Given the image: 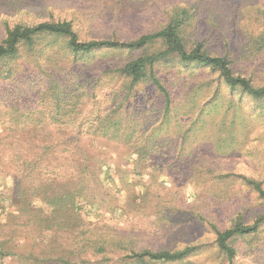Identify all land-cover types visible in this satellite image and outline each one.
I'll list each match as a JSON object with an SVG mask.
<instances>
[{
  "label": "rangeland",
  "instance_id": "374dc122",
  "mask_svg": "<svg viewBox=\"0 0 264 264\" xmlns=\"http://www.w3.org/2000/svg\"><path fill=\"white\" fill-rule=\"evenodd\" d=\"M201 2L207 9L198 12L197 34L231 20L237 48L248 40L243 32L264 29V0H0V41L6 25L46 21L71 22L81 40H133L164 26L174 8ZM30 61L0 79V264H114L132 248L186 246L200 249L181 264H225L213 247L215 230L228 228L237 213L248 223L262 211L241 184L223 178L245 174L264 186V112L246 104L245 120L222 132V107L202 109V88L176 94L162 124L161 99L149 85L126 97L125 85L98 66L113 60L55 57L52 66L62 69L49 81ZM251 66L264 84V56ZM243 68L238 62L235 69L246 74ZM207 78L198 73L191 81ZM50 83L59 94L48 92ZM29 167L36 180H21V187L30 186L31 206L16 209L14 182ZM63 194L69 209L51 215L56 208L44 199ZM237 249L236 264H264V239L253 250L243 241Z\"/></svg>",
  "mask_w": 264,
  "mask_h": 264
},
{
  "label": "trees",
  "instance_id": "16d2710c",
  "mask_svg": "<svg viewBox=\"0 0 264 264\" xmlns=\"http://www.w3.org/2000/svg\"><path fill=\"white\" fill-rule=\"evenodd\" d=\"M203 9H207L203 2L198 7H192L190 4L174 8L170 11V18L164 26L133 40L115 38L81 40L69 21L6 25L0 41V79L14 77L18 73L20 63L29 60H31L29 65H32L39 74L45 75L48 81L54 80L55 72L62 69V66H52L55 57H59L60 61L65 63H86L96 59L113 60L109 63H98V66L125 85L126 97H129L135 88L144 84L149 85L161 99L162 124L170 120L171 109H175L176 94L188 96L204 88L208 98L203 103L200 102L201 108L222 107L223 132L225 128L235 124L237 118H240V121L245 120L246 104H255L257 110L264 112V84L256 83L254 75L256 68L251 66L264 56V29L260 33L254 28L243 32V36L248 37V40L244 41L241 47L238 45L234 48L233 39L229 37L231 20L227 19L228 23L224 24L226 26L224 29L196 33L198 12ZM156 45L157 48L149 50ZM239 52L240 58L237 57ZM134 54L136 55L133 56ZM238 62L248 70L243 68L246 74L236 71ZM172 70L175 71L174 75ZM182 72L187 75L184 76ZM198 73L210 78L196 86L191 80ZM165 78L170 81L169 88ZM47 89L49 93L54 94L59 88L56 83H50ZM180 105L178 102V106ZM199 105L186 106L195 109ZM254 111L256 109H250V116ZM120 123L118 120L111 122L114 127ZM37 168L38 163L35 169ZM28 169L26 175L14 182L16 185L11 204L16 209H19L23 202L26 203L27 209L31 206L28 199L30 190L27 189L30 186L21 187V180L23 182L36 180L30 175L33 174L32 169L30 167ZM223 179L241 184L248 198H251L262 211L248 223L242 213H237L228 228L222 231L215 230L213 247L218 258L223 259L225 264H236L239 242L243 241L248 249L253 250L264 239V186L262 181L245 174L227 175ZM73 194H76V191ZM64 199L69 200V194L44 199L47 206L56 208L50 212L51 215L69 209L60 202ZM74 208L75 206H71V211ZM51 219L48 218L47 221ZM57 223L59 224V221ZM199 249V246H186L177 250L132 248L125 253L124 260H118L119 262L114 264H181L192 259ZM32 264L37 263L34 261Z\"/></svg>",
  "mask_w": 264,
  "mask_h": 264
}]
</instances>
